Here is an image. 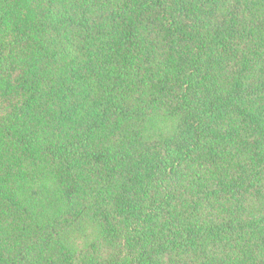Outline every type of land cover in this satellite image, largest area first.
<instances>
[{"label":"trees","instance_id":"16d2710c","mask_svg":"<svg viewBox=\"0 0 264 264\" xmlns=\"http://www.w3.org/2000/svg\"><path fill=\"white\" fill-rule=\"evenodd\" d=\"M0 264H264V0H0Z\"/></svg>","mask_w":264,"mask_h":264}]
</instances>
